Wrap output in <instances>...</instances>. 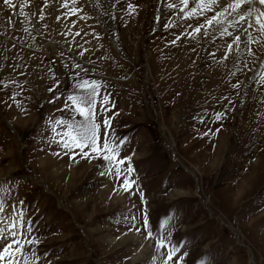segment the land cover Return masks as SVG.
Masks as SVG:
<instances>
[{
  "label": "rangeland",
  "instance_id": "obj_1",
  "mask_svg": "<svg viewBox=\"0 0 264 264\" xmlns=\"http://www.w3.org/2000/svg\"><path fill=\"white\" fill-rule=\"evenodd\" d=\"M221 1L0 0V264H264V4L242 48Z\"/></svg>",
  "mask_w": 264,
  "mask_h": 264
},
{
  "label": "snow or ice",
  "instance_id": "obj_2",
  "mask_svg": "<svg viewBox=\"0 0 264 264\" xmlns=\"http://www.w3.org/2000/svg\"><path fill=\"white\" fill-rule=\"evenodd\" d=\"M75 2V0H74ZM185 3H187V0H184ZM213 2H217V0H213ZM259 2L261 4H264V0H259ZM3 3L8 5L9 7L15 8L16 5L13 3V0H3ZM31 3V0H22L21 4H20V8L23 9L24 7L29 6ZM249 3V0H234L233 3H229L228 4V8L233 9V10H240L242 8V6L244 4ZM131 7V6H130ZM24 15L27 17V13H24ZM264 16V13H260L257 18H256V22L258 25H260L261 29H264V23L261 22L260 17ZM41 19H43V16L40 17ZM241 19H245V17L243 15H241L240 17ZM209 23H211V21H209ZM199 30V29H198ZM239 39V37H237V40ZM87 86V82H85L84 85H81V87H85ZM96 88L95 86L92 87L91 92H90V98H88L87 100H84L82 98H77V97H70V99L77 104L78 110H80L82 113H86L89 116V119L91 121V126L90 127H86L83 128V130L80 133H76L74 134L73 131L69 130V132L65 133V136L68 137V140L64 142V147L68 148L70 145H74L76 147H80L83 148L85 146H87L88 144H91V146L93 147L94 150L99 151V149L96 147V141L98 138V130H99V125L96 124L94 122V120L92 119L93 117V108L95 106L96 103ZM83 105V106H81ZM62 123V121H61ZM108 121H105V124H107ZM103 148L105 150H109V151H115L114 149H110L109 145L107 143H104ZM106 159H114V156H110V157H105ZM128 160H130L131 158L128 157ZM118 164H123L124 160H118L117 161ZM117 172L119 173V169H117ZM127 184V181H126ZM3 236V230H0V238H2ZM11 244H8L7 246H5L2 250V252H0V260H3L5 258L6 255L9 254L10 249H11ZM175 251V250H173ZM168 259L171 260L172 259V255L170 254L168 256Z\"/></svg>",
  "mask_w": 264,
  "mask_h": 264
},
{
  "label": "bare ground",
  "instance_id": "obj_3",
  "mask_svg": "<svg viewBox=\"0 0 264 264\" xmlns=\"http://www.w3.org/2000/svg\"><path fill=\"white\" fill-rule=\"evenodd\" d=\"M227 0H222L221 2H223L222 4H224ZM258 0H249V3L247 4H244L242 6V8L240 10H234V14L233 16L236 17L237 19V27H239V30L243 31V29H245V26L248 22H253L254 21V18L256 17V14L255 13V10H256V2ZM225 6V5H224ZM248 10L251 11V14L248 13ZM257 12V11H256ZM241 15H243L245 17V19H241ZM259 15V14H258ZM254 17V18H253ZM248 31H243V39H242V43H241V46L242 48L244 47V44L246 43L247 39V34ZM246 46V45H245ZM246 49V48H245Z\"/></svg>",
  "mask_w": 264,
  "mask_h": 264
}]
</instances>
